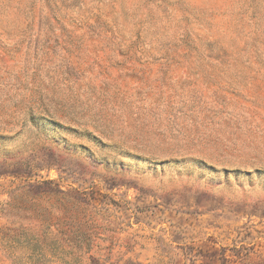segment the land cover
Returning <instances> with one entry per match:
<instances>
[{
	"label": "rangeland",
	"instance_id": "rangeland-1",
	"mask_svg": "<svg viewBox=\"0 0 264 264\" xmlns=\"http://www.w3.org/2000/svg\"><path fill=\"white\" fill-rule=\"evenodd\" d=\"M0 264H264V0H0Z\"/></svg>",
	"mask_w": 264,
	"mask_h": 264
}]
</instances>
